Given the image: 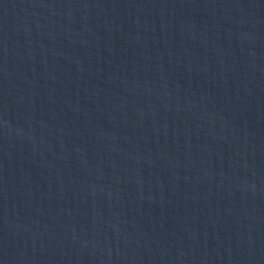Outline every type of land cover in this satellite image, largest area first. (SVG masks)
I'll list each match as a JSON object with an SVG mask.
<instances>
[{
    "label": "water",
    "instance_id": "obj_1",
    "mask_svg": "<svg viewBox=\"0 0 264 264\" xmlns=\"http://www.w3.org/2000/svg\"><path fill=\"white\" fill-rule=\"evenodd\" d=\"M0 264H264V0H0Z\"/></svg>",
    "mask_w": 264,
    "mask_h": 264
}]
</instances>
